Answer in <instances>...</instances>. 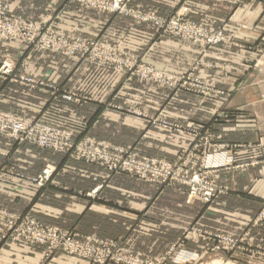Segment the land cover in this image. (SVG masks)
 I'll return each mask as SVG.
<instances>
[{"label": "crops", "instance_id": "crops-1", "mask_svg": "<svg viewBox=\"0 0 264 264\" xmlns=\"http://www.w3.org/2000/svg\"><path fill=\"white\" fill-rule=\"evenodd\" d=\"M2 5L27 20L53 22L68 33L115 43L128 53L144 54V60L158 70L176 73L194 67L199 77L209 78L222 87L264 89V0L240 5L215 0H132L130 6L137 14L134 16L97 12L75 0H0ZM139 13L164 18L178 14L182 19L212 28L223 27L233 42L203 48L180 41L143 20ZM4 60L13 64H9L12 73H0L1 110L62 125L78 136L110 142L149 157L174 160L193 142L186 133L152 124L149 116L159 115L190 126L201 125L207 117L199 109L205 104L200 99L163 96L154 84L0 39V66ZM16 72L39 78L46 86L28 89L14 79ZM66 91H76L87 100L65 101L62 94ZM240 93L230 102L256 104L255 95L245 98ZM261 98L264 102V94ZM129 108L146 115H136ZM261 119L264 121V117ZM247 130L255 134V143L256 129ZM257 150L264 152V145L254 144L246 151L247 159L242 157L241 163H248L247 173L238 175L236 181L256 180L257 168L249 163L256 158ZM44 167L52 168L53 175L43 187L9 174H36ZM0 170L5 174L0 176V207L9 212L29 215L83 236L124 237L146 250H153L158 240L172 237L177 216L180 227L197 217L201 221L206 216L221 218L229 209L225 203L234 207L244 204L253 210L259 203L256 197L235 191L213 204L204 205L198 200L188 204L185 192L125 173L109 172L98 165L73 160L66 153L16 143L3 135H0ZM262 178L264 183V175ZM96 187L98 191L92 193ZM2 234L0 228V264L40 263L45 252L41 246L2 239ZM49 264H87V261L54 252Z\"/></svg>", "mask_w": 264, "mask_h": 264}, {"label": "rangeland", "instance_id": "rangeland-1", "mask_svg": "<svg viewBox=\"0 0 264 264\" xmlns=\"http://www.w3.org/2000/svg\"><path fill=\"white\" fill-rule=\"evenodd\" d=\"M75 1L83 3L90 9L101 13L123 16L137 15L135 14L136 9H133L130 6L132 0H122L117 7L113 5L115 0ZM215 1H221L231 5H240L251 0ZM0 10L5 13V18L7 17L6 19L10 25L9 30H7L5 26L0 27L1 40H10L25 46L26 48H36L49 53L78 59L82 62H86L97 67H103L115 73L125 75L129 79L135 78L147 83L148 85L154 84L163 96L174 95L175 98L179 96H191L203 101L205 104H202V107L199 109L203 110L207 117L199 123L201 124L199 126H190L178 123L159 115L149 116V120L152 124L163 129L175 132L181 131L182 133H186L192 137L193 142L190 147L181 150L176 155L174 160L168 161L171 163H177L178 166L185 167V171L187 175H190V177H193L194 175L202 176L206 182L207 189H212L214 197L211 201H206L202 200V197L200 196H195L191 198L190 202H187L191 185L179 184L169 186V188L185 192L186 203L188 204L195 200H198L204 205L213 204L217 200H220L221 197L225 195L227 196L235 191L245 195L246 197H256L259 202L258 205L255 206V210L251 209V206L244 204H238L234 207L225 203L229 209H226L224 216L221 218L206 216L202 218L201 221L200 218L197 217L196 219L194 218L191 223L180 227V217L177 216L176 231L170 233L172 237L158 240L153 244V250L139 249L134 241H126L124 237H118L116 239H103L93 235L83 236L71 230L60 228L57 225L42 222L41 220L29 215H16L9 212L7 209L0 207V228L3 230L2 239H11L29 244L18 240L16 235H18L20 229L19 228L17 230V227L20 224H23L27 219H32L43 226L58 227L61 232L69 233L73 236L75 235L79 239L90 237L95 241L102 240L110 242L114 244V246L111 247V251L113 253H131L134 257L138 256L142 260L137 263L111 261L105 264H264V183L261 182L263 181L262 177L264 175V152L257 150L256 158L249 163L251 167L256 166L257 168L256 180L251 182L246 181L245 183L241 180L236 181L238 175L242 176L247 173L249 166L248 163L246 161L245 163H241L243 162V159H247L246 151L253 148L254 144L264 145V121L261 119L264 117V102L261 98V95L264 94V89L261 86H257L255 90L252 88L249 90L247 87L243 88L239 86L222 87L219 86L217 82L209 78L203 79L199 77L195 73L194 67L190 70L176 73L158 70L144 60V54L139 56L137 54L128 53L115 43H107L99 39H89L68 33L55 26L53 22L40 23L27 20L21 16L10 13L7 5L0 6ZM140 14L141 13H139V15ZM139 17L143 20L150 21L152 24H154L152 19L155 17L167 20L178 17L181 20H185L178 14L169 17L166 16L167 18H164L156 14L143 13ZM195 23L205 25L213 31L221 30L227 38L226 42L216 45H195L206 48L210 46L231 44L233 42L231 36L226 33V30L223 27L212 28L202 22L196 21ZM154 26L160 28L162 32L168 36L182 41L180 38L171 35L165 27L156 26L155 24ZM256 58H259V56H256ZM7 63L10 65L13 64L10 60H4L0 66L1 74L7 75L12 73V68H10L9 72L5 71L6 66L4 64ZM148 70L159 71L162 73V76H153L148 72ZM14 75L15 80H18L22 85L31 89L19 80L20 77L28 75L17 72L14 73ZM41 81L44 82L43 80ZM238 93L243 95L242 97L245 98H247L248 95H255L256 104L248 105L247 103H231L230 100L232 97L238 95ZM68 96L72 97V99L68 100ZM62 99L69 102L79 103L86 101L87 97L78 94L76 91H66L63 92ZM0 111L10 113L18 118L33 121L38 120L65 130L74 136V140L76 142L89 139L106 145L120 147L113 143L99 141L89 136H78L73 130L68 129L67 127L55 125L39 118H27L1 109ZM129 111L139 116L146 115L145 112L141 110H131L129 108ZM248 128L256 129L255 140L257 141H255V143L253 140L255 134L249 132L247 130ZM0 135L9 137L16 143H29L26 141L20 142L9 134L0 133ZM29 144L36 145L44 149H50L55 152L66 153L73 160L85 162L84 160L74 158L71 149H68L67 151H57L35 143ZM122 148L140 157L149 158V156L142 155L133 149L125 147ZM150 158L163 159L151 156ZM46 169H51L52 173L44 184L39 185L30 180V178L41 175ZM9 174H12L19 179L25 180L38 187H43L47 182H49L51 176L53 175V169L50 167H44L36 174H27L24 172H11ZM0 176H5V174L0 172ZM98 189L99 187H96L91 192H97ZM232 208L252 211L249 213H242L240 211L241 213H238L239 211L235 212ZM218 210L220 211V209ZM213 211L217 212L215 208H213ZM145 233H150V231L145 230ZM30 245L41 246L45 250L39 264H49L54 252H61L68 255L62 250H55L50 253L48 252L49 249L46 246L38 244ZM86 261L87 264H90L88 260Z\"/></svg>", "mask_w": 264, "mask_h": 264}, {"label": "built area", "instance_id": "built-area-1", "mask_svg": "<svg viewBox=\"0 0 264 264\" xmlns=\"http://www.w3.org/2000/svg\"><path fill=\"white\" fill-rule=\"evenodd\" d=\"M121 1L115 0L113 5L117 7ZM6 18L5 13L0 10V27L5 26L9 30L10 25ZM152 20L156 26L165 27L171 35L185 42L208 46L227 41L221 30L213 31L205 25L193 21L181 20L178 17L168 20L155 17ZM4 65L6 66L5 71L9 72V64ZM148 72L156 77L162 76L159 71L148 70ZM19 80L31 89L46 86L41 80L29 76L20 77ZM67 99L70 100L72 97L68 96ZM0 133L9 134L20 142L35 143L57 151L71 149L74 158L97 164L111 172L127 173L142 180L168 187L179 184L191 185L187 202H190L191 198L195 196H200L202 200L206 201H211L214 197L212 189H207L202 176L190 177L187 175L185 167L178 166L177 163L140 157L122 147L110 146L89 139L76 142L71 133L38 120L18 118L10 113L0 111ZM51 173V169H46L41 175L30 178V180L42 185L49 179ZM18 229L19 233L16 238L20 241L46 246L50 253L62 250L68 255L75 254V256L87 259L90 264H103L111 261L130 263L142 261L131 253H113L111 247L114 244L110 242L95 241L90 237L79 239L75 235L61 232L58 227L43 226L32 219H27L17 227Z\"/></svg>", "mask_w": 264, "mask_h": 264}, {"label": "bare ground", "instance_id": "bare-ground-1", "mask_svg": "<svg viewBox=\"0 0 264 264\" xmlns=\"http://www.w3.org/2000/svg\"><path fill=\"white\" fill-rule=\"evenodd\" d=\"M70 256H74V257H77V258H80V259L87 260V259H85V258H82V257L75 256V254H73V255H70ZM105 263H107V262H105ZM105 263H103V264H105ZM227 264H231V263H227Z\"/></svg>", "mask_w": 264, "mask_h": 264}]
</instances>
